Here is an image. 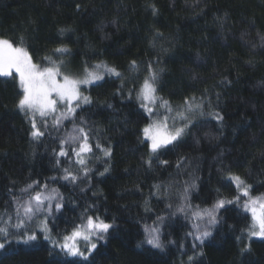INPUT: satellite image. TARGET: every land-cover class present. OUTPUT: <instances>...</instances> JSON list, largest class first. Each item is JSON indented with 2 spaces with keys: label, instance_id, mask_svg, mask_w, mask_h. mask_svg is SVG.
I'll list each match as a JSON object with an SVG mask.
<instances>
[{
  "label": "trees",
  "instance_id": "1",
  "mask_svg": "<svg viewBox=\"0 0 264 264\" xmlns=\"http://www.w3.org/2000/svg\"><path fill=\"white\" fill-rule=\"evenodd\" d=\"M150 5L157 9L155 15ZM261 36L264 0H0V38L26 48L33 63L48 67L44 57H51L82 70L85 63L91 68L104 61L122 73L121 79L106 76L99 86L83 88L95 104L80 115L93 124L106 146L111 144L110 172L99 176L105 164L94 160L89 163L94 169L90 183L49 185L67 198L63 213L53 218L54 231L66 228V221L78 217L89 204H95L107 222L114 218L115 227L88 261L53 250L40 234L28 243L17 239L18 234L0 238L5 243L0 264H264V239L237 240L250 216L238 214L234 206L220 213L224 219L195 249L185 236L191 226L183 216L168 221L163 251L141 244L144 225L165 215L167 204L180 203L186 182L195 180L197 188L189 198L201 208L236 195L234 185L223 178L229 172L252 184L253 196L264 193ZM56 48L70 53H55ZM132 60L139 71L129 69ZM150 62L157 71L163 69L158 95L174 107L186 96L203 94L211 101L205 111L224 117L222 125L210 117L198 118L151 169L144 163L147 148L138 140L140 129L148 123L142 109L134 99L113 95L122 80L125 97L129 89L138 88ZM21 94L18 77H0V212L27 183H43L48 176L62 174L53 170L56 133L40 141L32 139L29 119L16 106ZM71 127V122H65L60 136ZM181 157L184 160L177 168ZM160 160L169 163L162 166ZM145 201L152 212L145 211ZM6 219L0 218V224ZM245 244L250 251L241 253ZM189 256H194L193 261Z\"/></svg>",
  "mask_w": 264,
  "mask_h": 264
},
{
  "label": "snow or ice",
  "instance_id": "2",
  "mask_svg": "<svg viewBox=\"0 0 264 264\" xmlns=\"http://www.w3.org/2000/svg\"><path fill=\"white\" fill-rule=\"evenodd\" d=\"M150 7L155 15L157 9L154 5ZM261 40L264 41V36H261ZM54 52L65 54L70 53V50L56 48ZM44 61L49 62L50 66L41 67L33 63V58L26 48L17 46L11 39L0 38V77H18L22 94L16 106L29 119L32 139L40 141L45 136L56 133V147L52 150L55 160L53 170L62 173L46 177L43 183L40 180H32L19 189L20 196L13 195L10 206L0 212V218L7 216L4 220L5 226L0 227V238L7 240L8 237L19 234L23 242L28 243L37 240L38 234H43L45 240L51 241L53 250L59 249L66 256L88 261L91 254L97 250L98 244L105 241L110 229L115 227V219L107 222L97 206L89 204L82 208L78 217L66 221V228L54 231L53 218L63 213L67 198L59 188L49 189V185L58 181H64L73 187H78L86 180L90 183L94 169L89 167V163L94 160L105 164L103 171L98 173L99 176L110 172L107 161L113 155L112 146L110 143L106 146L93 124L80 115L95 104L93 98L83 94L81 88L99 86L98 82L103 81L106 76L121 79L122 73L104 62L91 68L85 63L81 78L63 72V60L55 62L51 57H44ZM129 69L139 71L137 61L132 60ZM145 71L142 83L138 88L129 89L126 97L123 80L113 95H119L122 99H134L142 109L143 117L148 123L140 129L138 140L140 145L147 148L144 163L151 169L154 161L159 160L161 155L190 132L198 118L210 117L222 125L224 117L219 112L205 111L206 107H211V101L203 94L200 97L186 96L174 107L172 102L158 95L159 71L163 69L157 71L150 62ZM107 107L111 108L112 105L107 104ZM65 122H71L72 127L61 137L60 132L64 129ZM183 160L184 157H181L177 161V168ZM159 163L167 166L169 162L160 160ZM223 178L234 185L236 195L231 199L220 197L211 207L201 208L199 205H193L189 198V193L197 188L195 180L186 182L183 194L179 197L180 203L167 204L165 215H157L152 225H144L145 239L141 244L163 251L165 242L162 236L165 235L164 229L170 226L168 221L173 217L183 216L191 226L185 236L192 239V248L195 249L212 235L211 230L224 219L220 213L231 210L232 206L238 210V214L246 213L251 216V222L241 229L237 240H242L245 236L249 241L252 238L264 239V193L253 196L254 186L231 172ZM153 187L163 188L162 185ZM80 191L83 192L84 189L81 188ZM73 203L74 206H79ZM145 211H153L148 206V201H145ZM244 219L247 220L248 216L245 215ZM81 241L84 242L83 245ZM167 243L175 244L176 241L168 240ZM183 247L181 244V248ZM3 248L5 243H0V249ZM247 251H250L249 244L244 245L241 253ZM193 259L194 256L188 257L190 262Z\"/></svg>",
  "mask_w": 264,
  "mask_h": 264
},
{
  "label": "rangeland",
  "instance_id": "3",
  "mask_svg": "<svg viewBox=\"0 0 264 264\" xmlns=\"http://www.w3.org/2000/svg\"><path fill=\"white\" fill-rule=\"evenodd\" d=\"M20 47H23V46H20ZM98 62H104V61H98ZM104 63H106V62H104ZM98 64V63H97ZM107 64V63H106ZM72 66H70L69 67V64H64V68H63V72H65V73H71V74H73V75H78V76H80L81 78H82V76H83V69L81 70V68L80 69H76V70H74V69H72L71 68ZM112 67V66H111ZM90 68V67H89ZM81 70V71H80ZM146 75V74H145ZM144 75V76H145ZM144 76H143V78H144ZM143 78L141 79V83H142V81H143ZM140 83V84H141ZM84 87L82 86V88H81V91L83 92V94H85V95H87V93L84 91V89H83ZM249 216H250V214H249ZM38 222V221H37ZM250 222H251V216H250ZM3 226H5L4 225V221L0 224V227H3ZM41 235V237L42 238H44L43 237V234H40ZM17 239H19V240H21V241H23V239H22V237L18 234L17 236H15ZM247 240H249L248 238H246ZM260 239V238H259ZM49 241V240H48ZM50 243H51V241H49ZM0 243H4V242H2L1 240H0ZM83 241H81V245H83Z\"/></svg>",
  "mask_w": 264,
  "mask_h": 264
}]
</instances>
